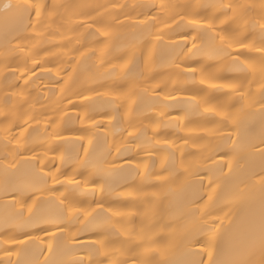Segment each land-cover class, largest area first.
<instances>
[{
	"label": "bare ground",
	"instance_id": "6f19581e",
	"mask_svg": "<svg viewBox=\"0 0 264 264\" xmlns=\"http://www.w3.org/2000/svg\"><path fill=\"white\" fill-rule=\"evenodd\" d=\"M9 2L14 0H0V9ZM50 2L64 5L65 7L60 8L59 11L67 12L74 22L96 18L103 20L104 23H110L114 17L125 20V26L116 29L110 40L101 43H94L98 37L90 36L89 30L84 28H75V23H69L68 27L62 30V35L46 37L41 43L32 41V44H36L32 52H38L39 56L36 58L41 60L44 68L53 69V73L37 81V84L41 85L42 95L39 94V90L31 92V104L20 108L18 98L12 97L8 100L10 106L17 108L16 115L20 124L33 114L47 113L40 124L33 122V128L29 129L33 140L29 147L34 148L38 153L53 147L46 132L49 116L63 117L60 122L62 134L68 140H76L85 135L81 129L91 126L92 120L79 119L84 117L86 111L96 123L101 125L99 129H92L96 135L92 136L93 145L89 149L96 159V168L104 175L105 187L102 200L104 211L98 210L91 218L92 228L104 233L102 239L106 244L105 251L109 254L102 255L98 259L103 264H123L125 260L128 264H140L141 260L148 258L140 256L139 259L133 260L135 255L143 251L135 247L139 242L136 233L142 228L148 229L149 225L156 221L159 223L155 229H152L153 232L159 235L171 233L184 223L178 217L190 199L203 197L206 200L208 191L206 167L201 169L200 179L204 180L203 186L197 182L196 177L179 174L183 171L180 167L181 151L185 167L191 161L200 160L201 154L190 146L192 142L196 143L197 148H215L221 154L227 153L225 161L232 165L231 173L226 167L223 173L218 169L212 173V178L218 182L215 192L217 207L223 209L214 215H219L223 220L222 243L227 252L232 238L243 235L248 230L253 217L259 212L261 192L259 186L248 178L252 173L260 171L261 160L260 157L253 155L251 144L258 142L264 132V124L257 114L242 121L238 128L231 125L223 128L224 134L233 133L232 139L236 142L234 144H225L218 137H206L204 129L220 127V117L212 112H205L204 109L215 108L217 112L235 111L236 109L231 107L235 103L236 96L233 88L244 81V74L237 71L228 59L221 58L215 43L208 39L204 29L208 23H211L217 32L226 35L238 34L237 30L243 28L244 21L232 13L222 14L219 6L229 3L256 5L255 11L249 16L251 18L259 16L262 0H50ZM160 3L172 6L170 11L178 14L176 17L178 22L181 17L185 18L179 27L173 25L172 31H166L162 41L157 39L155 29L134 28L129 23L130 20L135 21L138 14L142 19V14L150 11L149 6ZM113 4L124 7L112 8ZM126 16L128 19H125ZM194 20L198 22L196 28L190 26ZM102 26L103 24H96L97 28ZM184 36L189 38L186 44L183 42ZM193 36L198 38L199 51L193 49L195 55L192 53H188L187 56L181 55V50L187 52L191 47ZM77 40L85 47H80ZM92 51H95L96 55H92ZM81 52H84L83 56L80 55ZM72 57L78 58L79 62L73 65ZM102 59L105 64L100 68L99 63ZM25 60L23 54L11 52L6 45L4 24L0 15V109L5 104V93L10 94L23 86L20 72H17L16 76L10 73L16 71L18 66L22 72ZM30 63L29 60L28 64ZM113 65L116 66L115 71L112 70ZM73 66L76 68L75 73H71ZM56 69H59V76L56 75ZM36 71L39 74V69ZM188 71H195L196 74H181ZM255 71L257 74L261 71L258 59ZM69 76L71 78L64 85L63 93L59 90L48 91V88L56 87L51 83L53 78L57 84H62ZM152 87L165 88V91L160 93L159 99L150 90ZM145 88H149V91L145 92ZM169 93L177 100L195 97L196 103L166 106L162 101ZM79 94L89 97L90 102L82 105V97ZM65 97L70 98L76 106L68 105ZM25 111L28 115H23ZM65 113L67 115H64ZM177 116L181 117L178 123L170 122L169 117L175 119ZM2 119L0 115V122ZM130 124L137 128L141 125L148 126L147 135L133 141L127 136V131L133 130L129 127ZM21 131H23L21 127H13L14 134ZM88 135L91 136V133ZM189 136H192L193 140L188 147H184L182 138ZM200 137L205 138L199 139ZM157 140L161 143L156 144ZM164 141L172 146L180 145L181 150L176 152L177 162L173 166L174 175L170 177L169 184L157 188L148 187L141 176L127 167L122 171H108V166L103 165L100 160L104 156L111 160L112 156L116 155L113 153L112 156H108V148L115 142L131 149L116 158V168L124 165L128 159L136 163H147L151 168L152 162L145 160L147 153L144 149H148L158 158L154 172L159 174L160 160H168L170 156L169 148L165 146ZM84 146L87 147L86 142ZM80 149V143L61 146V152L66 157L64 171L69 176L73 174L72 161L80 153ZM30 155V152H24V157ZM54 155L56 154L49 151V157ZM81 159H83L82 153ZM216 159L219 160V156ZM46 162L49 167H55L57 163L50 159ZM2 164L3 161L0 160V225L6 220L20 223L21 218L15 216L20 204L13 206L11 203L13 197L5 190V173ZM27 167L22 166L21 172L17 174L18 183L25 188L30 187V177L24 174ZM87 175L86 173L85 178ZM77 179L80 177L77 176ZM244 180H247V184L241 182ZM91 188V184L86 186L87 190ZM59 191L63 189L57 186V192ZM153 192L159 193L160 197L156 200L148 199L147 196H151ZM17 199L19 200L20 197ZM23 199L31 205L30 190L26 191ZM83 199L95 208L93 201L100 200L101 196L97 191L95 196L87 195ZM38 204V209L34 208L33 211L48 216L57 215L58 209L54 204L41 202ZM109 208L126 215L110 219L105 214ZM42 227H47L50 233L56 232L52 225H42ZM34 235L41 237V244H53L55 249L53 259L70 258L63 254L65 244L63 238L58 237L54 241H48L44 239L42 232ZM93 238L90 232L81 237L84 241ZM80 254L83 255V252ZM169 258L173 264H181L188 257L183 248L175 247L169 252Z\"/></svg>",
	"mask_w": 264,
	"mask_h": 264
},
{
	"label": "snow or ice",
	"instance_id": "6c2138e0",
	"mask_svg": "<svg viewBox=\"0 0 264 264\" xmlns=\"http://www.w3.org/2000/svg\"><path fill=\"white\" fill-rule=\"evenodd\" d=\"M64 5L51 3L50 0H14V2L6 3L0 9V15L4 24V39L6 45L11 52L23 54L26 57L23 71L17 67L16 71L11 72L12 76H16L20 72V79L23 80V86L12 93H5L6 100L0 115V160L3 161L2 167L5 173L4 186L13 199L12 205L20 204V209L15 213V216L21 218L20 223L9 222L6 220L3 225H0V264H103L98 257L109 255L106 251V244L102 236V231H97L91 226V218L97 211H104L102 202L105 192L104 175L96 168V159L90 153L89 149L93 145L92 136L96 133L92 129H99L101 125L96 123L91 115L84 113V117H79L81 121L84 118L92 120L91 126L81 129L85 135L76 140H68L62 134L61 121L62 116H49L47 120V136L53 147L43 153H38L34 148L29 147L33 143L29 129L33 128V122L40 124L41 119L47 115L46 112H40L39 115L33 114L25 120L23 124L19 123V118L16 115L17 108L10 106L8 100L12 97L18 98L20 108L31 104L30 93L39 90L42 95V88L37 81L42 80L46 76H51L53 69L44 68L40 59L36 57L39 53H33L32 48L36 44L32 41L41 43L46 37L62 35V30L68 27L69 23H75V28H84L89 30V35L98 37L94 43H101L112 38L115 30L125 26V20L119 17H114L110 23H104L103 20L96 18L82 19L78 22L71 20L67 12H60V8ZM103 7V6H100ZM112 8H123L124 5L113 4ZM149 12L143 13V18H138L135 21H129L134 28H151L155 29L157 39L162 41L164 33L173 30V25L177 27L185 20L184 17L177 21L176 13L170 11V5L160 3L153 4ZM222 14L232 13L238 16V19L244 21L243 28L237 30L238 34L226 35L223 32H217L211 23H208L204 31L207 33L208 39L215 43L218 52L222 59H228L233 67L244 74V81L239 86L233 88L236 93L235 103L231 105L235 111L217 112L215 108H206L205 112H212L220 117V127L215 129H204L206 137H218L223 143H236L233 141V133L224 134L223 128L230 125L238 128L240 123L252 116L259 115L262 124H264V0L260 7L258 17L249 18L250 14L256 9V5L247 3H229L219 6ZM67 17V19H66ZM125 19H128L127 16ZM103 24L97 28L96 24ZM197 21H193L190 25L196 28ZM75 30V29H72ZM188 36L183 37V42L186 44ZM191 47L187 52L181 50V55L187 56L192 53L193 49L199 51L197 46L198 38L193 36ZM31 44V47L29 45ZM77 44L80 41L77 40ZM107 45H105L106 47ZM80 47L85 45L80 44ZM79 51V49H77ZM92 55H96L92 51ZM81 56L84 52L80 53ZM257 59L261 65L259 74L255 71ZM31 61L30 65L28 61ZM79 60L76 57L71 58V63L75 65ZM105 61L102 59L99 67L103 68ZM179 67V64H177ZM36 69H39V74ZM116 66H112L115 71ZM56 75L59 76V69H56ZM76 68L71 67V73H75ZM182 75H195V71L182 72ZM63 80L62 84H57L55 78L51 81L55 88H48L49 92L59 90L63 93L64 85L68 83V79ZM166 87V86H165ZM157 99L160 98V93L165 91V88L152 87L150 89ZM145 92L149 88L144 89ZM29 93V94H26ZM81 95V104L89 101V97ZM99 95V93H97ZM67 99L68 105L75 107L73 101ZM166 106L174 104H190L196 103V98L192 97L186 100H177L171 93L164 97L162 101ZM237 105L239 107L237 108ZM23 115H28V112H23ZM64 115H67L66 113ZM114 119V118H113ZM181 117L175 119L169 117L170 122L178 123ZM18 126L23 129L19 133H13V127ZM133 130L127 131V136L133 141L139 140L147 135V127L141 125L139 128L134 125H129ZM35 131V129H33ZM91 133V136L88 135ZM25 134H28L27 136ZM23 138V142L22 141ZM200 137L199 139H204ZM192 136L182 138V145L188 147ZM87 144V147L84 144ZM69 143H80V153L77 154L72 161L73 174L69 176L64 167L66 157L61 152V146ZM159 140L156 144H160ZM165 146L169 148L170 156L168 160H160L161 173L154 172L157 157L154 152L144 149L147 153L145 160L152 162L151 168L147 163H136L132 159L125 161L124 165L119 168L115 167V160L124 152H129L131 149L126 146H120L113 143L108 148V156H112L109 160L107 156L101 157V163L108 166V171H122L127 167L131 171H135L141 176L143 181L147 182L148 187L157 188L169 184V179L174 175L173 166L176 164V152L181 150L180 145L172 146L167 141H164ZM191 148L199 152L200 160L191 161L188 166L183 164V152L180 155V167L183 169L179 174L181 176H194L197 182L203 186L204 180L200 179L201 169L207 168V188L206 200L203 197L192 198L188 201L185 209L182 211L179 220L184 221L180 226L166 235H159L152 231L155 229L159 221L150 224L148 229L142 228L136 237L139 242L135 245L137 249H142L133 257V260L139 259L140 256H146L148 259L141 260L140 264H173L169 258V252L175 247L184 249L187 259L181 264H264V132H262L258 142L251 144L254 150L253 155L260 157V171L252 173L248 179L259 186L261 192L259 212L251 220L248 230L239 237H233L230 248L225 252L223 247V220L219 215H214L216 212L223 211L217 207L215 192L218 182L212 178L214 170L218 169L223 173L224 168L228 172H232V165L225 161V155L221 154L215 148H197L195 142L191 143ZM43 147V145H40ZM30 152L31 155L24 157V152ZM49 151L56 155L49 157ZM81 153L83 159H81ZM192 154V153H190ZM219 156V160L216 157ZM56 161L55 167H49L46 162L48 160ZM170 161V162H169ZM28 166L24 174L30 177L29 188H25L18 183L17 174L21 172L22 166ZM83 169V171H81ZM141 169L143 171L141 172ZM178 171V170H177ZM86 173L87 178H85ZM77 176L80 179H77ZM247 184V180L241 181ZM91 184V190H87L86 186ZM57 186L63 191L57 192ZM31 192V205L23 199L26 191ZM171 190V189H169ZM99 192L101 199L93 201L96 207L92 208L91 204H87L83 197L87 195L95 196ZM17 197H20L18 200ZM160 197L159 193L153 192L151 196H147L150 200H156ZM38 202L54 204L58 209L55 216L39 214L33 211L39 207ZM106 215L112 217H123L126 215L120 211L107 209ZM175 222V221H174ZM231 223V221H230ZM42 225H52L56 232L50 233L47 227ZM171 227V225H169ZM44 234V239L54 241L58 237L65 240L63 254L68 259H53L55 249L52 243L41 244V237L34 233ZM91 234L93 239L84 241L81 239L85 233ZM83 252V255L80 253ZM43 257V259H41ZM123 264H128L125 260Z\"/></svg>",
	"mask_w": 264,
	"mask_h": 264
}]
</instances>
